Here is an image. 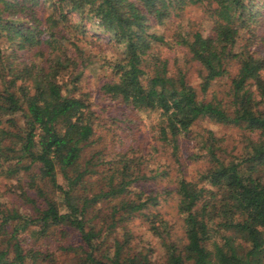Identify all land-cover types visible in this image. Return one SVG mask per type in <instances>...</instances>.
<instances>
[{
	"label": "trees",
	"instance_id": "16d2710c",
	"mask_svg": "<svg viewBox=\"0 0 264 264\" xmlns=\"http://www.w3.org/2000/svg\"><path fill=\"white\" fill-rule=\"evenodd\" d=\"M189 7L208 32L175 22ZM169 21L172 34L158 29ZM263 42L264 0H0V264H264ZM160 45L181 49L184 64ZM95 64L108 75L101 94L125 116L111 124L158 114L151 146L125 149L112 130L86 153L101 127L82 90ZM203 118L238 137L194 136ZM182 138L199 152L181 151ZM158 178L162 191L150 187ZM136 221L161 242L159 257L132 252Z\"/></svg>",
	"mask_w": 264,
	"mask_h": 264
},
{
	"label": "rangeland",
	"instance_id": "374dc122",
	"mask_svg": "<svg viewBox=\"0 0 264 264\" xmlns=\"http://www.w3.org/2000/svg\"><path fill=\"white\" fill-rule=\"evenodd\" d=\"M175 22L183 24L185 27L189 25V23L192 24H197L200 25L203 28V32L206 33L209 31L211 27V22L207 17L204 15V13L201 11V9L197 7H189L187 8L180 17H177L175 19ZM174 23L169 21L164 27H159L158 29L160 30H167L168 34H172L171 32L173 29ZM91 26V24H88V27ZM92 34V32H90ZM98 36L96 38H100L101 41L103 42H108L109 37L105 35L102 32H98ZM3 46H6L5 43H2ZM160 52L162 53L163 56H169L172 59V62L174 61V56L178 57L179 63L184 64V59H183V52L181 49H170L167 46L160 45ZM257 49L264 54V42L259 44ZM98 64L92 65L86 75L84 76L83 82H82V90L85 92H88L90 94L91 100L94 102V108L96 111H99V120L101 121V127L99 128L98 135L95 136L96 138V143L93 144L91 147H88L86 150V153L88 155H91L95 149H100L102 146H106L108 141H111V136L113 135V131H117L124 139V144L123 148H128L131 145L134 144L135 148H138L139 143L141 140H145L147 146H151L155 142V131L153 130V124L158 120V114L156 112L152 111H137V112H132L128 111L129 113L133 114V123H120L122 127H118L116 123L111 124L110 118L112 117H117L118 115L121 114V111L117 110L113 105H110V102L106 101L103 95L100 92V87L102 84L107 80L106 72L103 69H97ZM201 77L199 74V71L196 69V66L191 69L190 73V81L193 85L199 87V84L201 82ZM222 87L220 86V82L216 83L213 87H211V90L209 91V95H211L215 90L221 89ZM102 110V111H101ZM123 118L125 116L120 115ZM131 118V117H129ZM128 119V118H127ZM109 122L108 127L110 128L107 133L105 127ZM118 123V122H117ZM206 129H210L215 131L218 134H223L227 136L228 138H235L238 137V131L236 127L232 126H223L218 123H215L214 121L208 119V118H203L199 120L193 127V135L200 137L203 132L206 131ZM113 130V131H112ZM103 131V138L98 137ZM106 132V133H105ZM118 136V135H117ZM197 139L195 138H182L181 139V151H189L190 154L192 153H198L200 148L197 143ZM164 154V152H162ZM186 155L183 157L184 164H189V170L192 171L195 166H198V163H189V161L185 160ZM155 166V165H153ZM173 166V163H172ZM175 171V172H174ZM173 174L172 177L175 176V173L177 172L175 168H173ZM177 175V173H176ZM170 177L169 179H173ZM8 183L10 181L8 180ZM165 184H167V181H163V179L158 178L155 180V182H152V185L150 187H153L155 189H159L160 191L163 190ZM150 190V188H149ZM166 195H162L160 197V205L159 208L161 209V212L165 214V217L170 220V222L173 224L174 223V228L176 230L180 229V220L178 219V216L176 214L174 205L172 200L168 201L164 199ZM171 197V196H170ZM162 205V206H161ZM161 206V207H160ZM132 229H133V239H132V252H137L140 250H147L146 248H152L154 253L153 257H159L163 253V248L161 246V242L159 239L154 236L151 232H149L146 229L145 225H142L140 221H136L135 223L132 224ZM121 233H118V238L122 239V230L119 229ZM113 237L110 238V242L113 241ZM55 242L51 243L52 248H56ZM57 258L60 261H68L70 257H68L65 254H62L61 252H57Z\"/></svg>",
	"mask_w": 264,
	"mask_h": 264
}]
</instances>
